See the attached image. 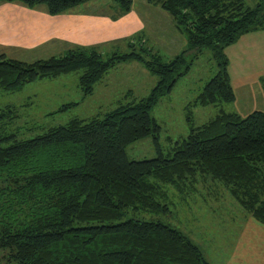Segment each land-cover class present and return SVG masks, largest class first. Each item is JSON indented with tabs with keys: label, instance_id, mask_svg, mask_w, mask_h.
<instances>
[{
	"label": "trees",
	"instance_id": "trees-1",
	"mask_svg": "<svg viewBox=\"0 0 264 264\" xmlns=\"http://www.w3.org/2000/svg\"><path fill=\"white\" fill-rule=\"evenodd\" d=\"M21 1L43 4L55 15L86 0ZM147 1L169 13L186 34V48L170 60L143 46L107 54L99 46H76L62 55L31 61L0 55V89L9 91L79 72L85 97L110 69L130 60L158 78L144 96L126 89L123 99L102 114L73 117L33 137L20 131L17 106L0 108V252L5 262L211 264L202 247L179 228L127 216L139 211L170 213L173 202L167 185L184 201L198 191L196 184L208 185L211 207L202 202L198 209L226 213L231 199L264 225L263 110L242 115L235 108L220 107L211 119L175 140L167 155L160 143L162 126L150 112L188 73L192 61L186 54L196 58L203 49L209 51L217 71L203 83L193 103H233L224 50L241 35L264 29V0L253 6L245 0ZM113 2L124 14L134 0ZM140 31L125 38L127 48ZM75 104L63 103L49 114ZM150 134L156 156L127 159L125 146Z\"/></svg>",
	"mask_w": 264,
	"mask_h": 264
},
{
	"label": "rangeland",
	"instance_id": "rangeland-1",
	"mask_svg": "<svg viewBox=\"0 0 264 264\" xmlns=\"http://www.w3.org/2000/svg\"><path fill=\"white\" fill-rule=\"evenodd\" d=\"M103 1L92 0L89 4H94L88 5L86 10H93L96 6L104 8ZM245 1L250 6L257 2V0ZM156 7L158 11L147 16L146 26L132 38L131 42H135L133 46L127 48L125 38L128 36L125 35L119 42H116L115 46L114 43L105 40L106 43L102 45L103 52L111 53L113 49L126 52L130 51L132 47L139 50L143 46L158 52L163 60L167 61L185 49L187 45L186 34L178 30L169 13L159 6ZM77 10L83 13L76 15L87 14L84 12L85 7ZM160 10L163 13H160ZM100 27L101 22L79 17L75 22L70 23L68 29L70 35L74 34L79 40L88 42L78 46L93 47L95 37H101V34L104 33L99 30ZM132 34L130 33V35ZM70 43L73 42H67V45ZM186 59L192 61L188 73L181 77L172 91L162 97L150 111L151 115L156 117L162 126L160 143L164 155L170 151L175 140L182 139L191 128L211 119L220 107L225 106L233 111L235 108L242 115L248 113L247 110L238 108L237 102H239L240 96L237 95L233 85L235 100L231 104L204 106L194 104L193 100L201 86L216 73L217 67L207 49H203L196 58L192 54H186ZM231 63L238 72L240 83L247 86L249 77L244 72L249 71L251 65L245 64L243 67L235 59ZM78 74L79 72H71L55 79L36 80L24 85L18 91L0 89V108L6 105L17 106L20 113L17 125L20 131L25 137H33L37 133L44 132L47 127L65 123L73 117L87 118L102 114L115 107L116 103L123 99L126 89L133 90L138 97L144 96L158 79L140 63L130 60V62L121 63L110 69L106 73V77L104 76L105 79L95 85L93 92L83 97L78 84ZM230 83L232 84L231 76ZM255 84L256 82L251 79V85L255 86ZM262 95L264 97V94ZM69 102H76L77 104L67 111L49 114V112L58 109L61 104ZM262 109H264V104L259 101V103L251 105L248 110ZM32 127H36V129ZM125 154L129 160L155 157V146L151 134L127 144ZM213 184L221 185L217 181H213ZM204 187L202 183L196 184L195 189L198 191L190 196L189 201H184L180 194L167 185L166 189L169 191L173 202L170 213L139 211L136 213L128 212L127 216L142 220L160 221L179 228L193 242L202 247L211 264H264V225L243 211L231 199H227L229 208L224 206V208H228L226 213L217 210V212H213L204 207L198 209L196 206L202 207V202H205L206 207H211L207 197L208 189L206 187L208 185H206L205 191ZM210 200H214L212 195ZM254 236L262 237L261 248L258 245L260 240L254 241ZM258 250L262 252V255L259 256ZM1 254L0 252V264H15L5 262Z\"/></svg>",
	"mask_w": 264,
	"mask_h": 264
},
{
	"label": "crops",
	"instance_id": "crops-1",
	"mask_svg": "<svg viewBox=\"0 0 264 264\" xmlns=\"http://www.w3.org/2000/svg\"><path fill=\"white\" fill-rule=\"evenodd\" d=\"M91 1L79 2L67 11L51 15L43 4L29 6L21 0H0V55L31 61L59 56L68 49L86 44L88 42H84L85 40H79L74 34L70 35L68 29L70 23L75 22L79 17L101 22L99 30L104 33L101 37H95L94 46H99L100 51L103 52L102 45L106 43L105 40L114 43L115 46L122 36H129L137 30L142 31L146 26L147 16L158 11L157 5L147 0H135L131 10L124 14L118 12L113 0H104V8L96 6L95 9L88 11L87 6L94 4H89ZM82 7H85L84 12L87 14L76 15L83 13L77 10ZM160 13H163L162 10ZM67 42L73 43L67 45ZM101 42L103 43L97 44ZM224 51L229 61L228 72L230 71L232 85L240 96L237 102L238 108L249 112L251 105L259 101L264 104L262 95L264 94L262 84L264 82V29L241 35L235 42L226 46ZM233 58L243 67L245 64L251 65L249 71L244 72L249 77L247 86L240 83L238 72L231 63ZM251 79L256 82L255 86L251 85ZM253 240H260L258 245L259 248L262 247V237L254 236ZM258 251L259 256L262 255V252Z\"/></svg>",
	"mask_w": 264,
	"mask_h": 264
}]
</instances>
